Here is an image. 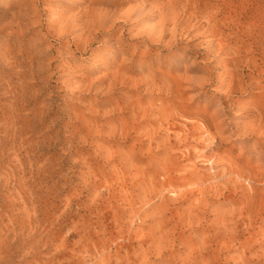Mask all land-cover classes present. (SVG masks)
<instances>
[{
    "label": "rangeland",
    "instance_id": "obj_1",
    "mask_svg": "<svg viewBox=\"0 0 264 264\" xmlns=\"http://www.w3.org/2000/svg\"><path fill=\"white\" fill-rule=\"evenodd\" d=\"M0 264H264V0H0Z\"/></svg>",
    "mask_w": 264,
    "mask_h": 264
},
{
    "label": "bare ground",
    "instance_id": "obj_2",
    "mask_svg": "<svg viewBox=\"0 0 264 264\" xmlns=\"http://www.w3.org/2000/svg\"><path fill=\"white\" fill-rule=\"evenodd\" d=\"M2 256V255H1Z\"/></svg>",
    "mask_w": 264,
    "mask_h": 264
}]
</instances>
